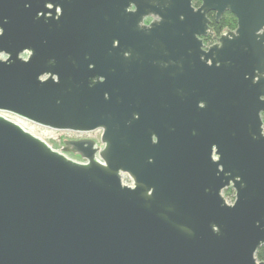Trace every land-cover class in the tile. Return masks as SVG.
<instances>
[{
    "label": "water",
    "instance_id": "1",
    "mask_svg": "<svg viewBox=\"0 0 264 264\" xmlns=\"http://www.w3.org/2000/svg\"><path fill=\"white\" fill-rule=\"evenodd\" d=\"M263 113L264 0H0V264H264Z\"/></svg>",
    "mask_w": 264,
    "mask_h": 264
},
{
    "label": "rangeland",
    "instance_id": "2",
    "mask_svg": "<svg viewBox=\"0 0 264 264\" xmlns=\"http://www.w3.org/2000/svg\"><path fill=\"white\" fill-rule=\"evenodd\" d=\"M4 116L8 117L9 119L18 122L21 124L25 129L40 137L41 139L48 142L54 149L61 151L62 148L65 146L64 141L66 139H71L73 137H84L97 142L98 146H102L101 137L102 131L97 130L90 133H75V132H66V131H54L52 129L39 126L37 124L25 121L18 117H15L10 114H3Z\"/></svg>",
    "mask_w": 264,
    "mask_h": 264
},
{
    "label": "trees",
    "instance_id": "3",
    "mask_svg": "<svg viewBox=\"0 0 264 264\" xmlns=\"http://www.w3.org/2000/svg\"><path fill=\"white\" fill-rule=\"evenodd\" d=\"M201 4V0H194V5L196 7H199ZM237 19L236 17L231 13H226L220 22H216L214 17L212 16V28H213V34L220 36L222 33L229 31V30H236L237 29ZM263 121H264V113L262 115ZM225 197H233L235 194L234 190L232 188H228L225 190ZM257 258L259 261L264 262V245L258 250L257 252Z\"/></svg>",
    "mask_w": 264,
    "mask_h": 264
},
{
    "label": "flooded vegetation",
    "instance_id": "4",
    "mask_svg": "<svg viewBox=\"0 0 264 264\" xmlns=\"http://www.w3.org/2000/svg\"><path fill=\"white\" fill-rule=\"evenodd\" d=\"M200 6H201V4H200ZM199 6V7H200ZM196 7V6H195ZM226 13H228V12H226ZM226 13H224L223 14V16L226 14ZM230 13V12H229ZM212 16L214 17V19H215V21L216 22H220L221 21V19L223 18V16H222V18L220 19V20H217V14L215 13V12H210L209 14H208V17H209V19L211 20V24H210V26L212 25ZM155 20V18L154 17H148V18H146V20H145V23L146 24H151L153 21ZM211 28H212V26H211ZM212 30H213V28H212ZM225 33V32H224ZM215 37H217V35H214L213 34V31H212V33H210V35L208 36V37H205V38H203V40H204V43H205V45L207 46V47H209V46H212L213 44H215ZM85 139H88V138H84V137H73V138H71V139H68V140H65L64 141V145H65V142L66 141H79V140H85ZM67 155L70 157V158H72V159H76V160H82V158L79 156V155H76V154H74V153H67ZM234 190V189H233ZM225 192V191H224ZM235 192V191H234ZM224 196H225V193H224ZM226 198V197H225Z\"/></svg>",
    "mask_w": 264,
    "mask_h": 264
},
{
    "label": "built area",
    "instance_id": "5",
    "mask_svg": "<svg viewBox=\"0 0 264 264\" xmlns=\"http://www.w3.org/2000/svg\"><path fill=\"white\" fill-rule=\"evenodd\" d=\"M27 56H28L27 54L22 55V57H23L24 59H26ZM74 160H75V161H78V162H84L83 159H82V160H76V159H74ZM123 182H124V184L129 185V186H131V185L133 184L132 180H131L127 175H124V176H123ZM226 199H227V202H228L229 204H233L234 201H235V194L233 195V197H226Z\"/></svg>",
    "mask_w": 264,
    "mask_h": 264
}]
</instances>
